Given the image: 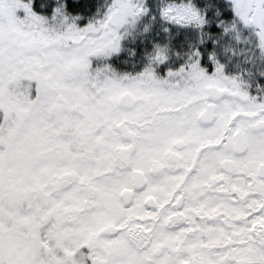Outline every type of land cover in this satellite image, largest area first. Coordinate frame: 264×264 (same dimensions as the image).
Here are the masks:
<instances>
[{
  "label": "snow or ice",
  "instance_id": "6c2138e0",
  "mask_svg": "<svg viewBox=\"0 0 264 264\" xmlns=\"http://www.w3.org/2000/svg\"><path fill=\"white\" fill-rule=\"evenodd\" d=\"M0 264H264V0H0Z\"/></svg>",
  "mask_w": 264,
  "mask_h": 264
}]
</instances>
